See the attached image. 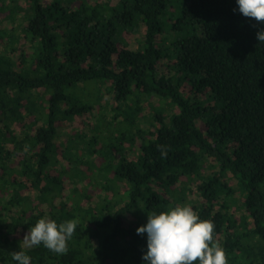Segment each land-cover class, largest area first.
I'll return each mask as SVG.
<instances>
[{"label": "trees", "instance_id": "obj_1", "mask_svg": "<svg viewBox=\"0 0 264 264\" xmlns=\"http://www.w3.org/2000/svg\"><path fill=\"white\" fill-rule=\"evenodd\" d=\"M27 1L25 8L0 4V12H9L4 20L22 11L20 29L30 44L29 53L12 47L21 51L17 60L0 53V264H17L12 252L44 216L79 224L64 254L43 245L24 249L31 264H147V233L137 229L148 213L191 203L197 181L204 202L192 207L214 221L228 264H264V43L256 38L264 23L244 17L237 0H176L174 12L172 0H120L115 7L97 0ZM167 15L179 34L173 50L163 49ZM141 25L144 37L130 49L124 33ZM162 59L173 75L159 72ZM184 83L192 96L182 91ZM90 85L95 93L84 96ZM102 85L117 103L115 115L98 120L82 150L68 141L61 154L68 164H59L62 124L96 116ZM151 98L178 110H155L154 130L141 119L142 103ZM96 154L100 166L84 160ZM85 163L87 173L107 182L109 199L92 200L74 181L67 191L64 177L85 179ZM207 165L214 170L206 172ZM229 174L244 198L240 222L231 212L236 189L225 181ZM127 213L135 217L131 227Z\"/></svg>", "mask_w": 264, "mask_h": 264}, {"label": "clouds", "instance_id": "obj_2", "mask_svg": "<svg viewBox=\"0 0 264 264\" xmlns=\"http://www.w3.org/2000/svg\"><path fill=\"white\" fill-rule=\"evenodd\" d=\"M239 12L258 23H264V0H237ZM256 38L264 43V29L257 31ZM162 156L167 146H159ZM79 219L63 223L44 216L20 242V251L12 252L17 264H31V257L24 249L43 245L56 254L68 251V242L75 234ZM215 224L211 219H201L189 204L177 205L159 214L148 213L146 225L137 229L147 233V252L143 259L147 264H228L225 249L214 237Z\"/></svg>", "mask_w": 264, "mask_h": 264}, {"label": "rangeland", "instance_id": "obj_3", "mask_svg": "<svg viewBox=\"0 0 264 264\" xmlns=\"http://www.w3.org/2000/svg\"><path fill=\"white\" fill-rule=\"evenodd\" d=\"M88 1L92 3L96 0H88ZM97 1L107 2L109 3L110 6L115 7L119 3L120 0H97ZM175 1L176 0H172L171 4L169 5L170 12H174L177 9V5L174 4ZM10 2L22 8H25L26 6H28L27 0H10ZM0 4H1V0H0ZM21 12L15 15L14 21H11L9 19H6V20L3 19V17L9 13L8 11L5 10V11L0 12V31H1L0 32V53L7 54L14 60H17L19 53H21V51L14 53L12 50V47L17 48L18 50H23V52L24 51L27 53L30 52V44H28L27 41L23 40L22 32L20 29L22 25L21 23L23 22V15ZM162 20H163V27H164V36L169 38V40L165 44L167 47L163 49L170 48L171 50H173L174 47H170V46L171 44H173V42L176 40L179 34L174 32L173 27L171 25L170 17L168 15H167V19L163 17ZM144 34H145V28L141 25L140 28H137L136 31L134 32L132 31L125 32L124 39L126 40L128 47L130 49H137L144 37ZM162 37L163 36H160L158 38V42L162 40ZM157 66H158L159 72L161 73H164L170 76L174 74V71L170 67L167 59H162L158 63ZM87 88H88L87 92L85 91L86 94H84V96H86L87 93H90V92L92 94L95 93L94 85H90ZM182 91L187 96H192V91L187 83H184L182 85ZM102 92L104 94L103 96L104 99L102 100L100 107H98L96 111L94 112L96 116L88 115L85 118L76 117L74 121L72 122L68 121L62 124V128L60 129V135L56 140V144L58 146V158L60 162L59 164H62L65 166L68 164L67 158L62 157L63 155H61L65 147H67V145L69 146L68 141H71L72 146L77 145L78 149L80 148V150H82L83 147L86 146L84 141L87 140L88 138H91V136L95 134L97 124L99 123L98 120H104L106 122H109L111 118H113V116L115 115L114 107L117 105V103L113 101V95L107 93L105 86L102 88ZM135 103L136 102L133 100L131 103V106H134ZM142 107H143V110L141 114V119H142L143 127L150 129V130L155 129V127L151 128V124L153 122L152 116L155 114V110L160 109L162 110V112H164V114H167V115L171 114V112L172 113L178 112L177 108L174 109L170 107L169 101H166V100L163 101L158 98H151L148 101L143 102ZM30 121L31 120H29V122ZM199 123H200L199 125L202 128V130H204L205 129L204 124L202 122H199ZM105 126H108V125L104 124L103 129ZM15 130L17 133L20 132L19 128H15ZM109 134H110L109 131H103V136H109ZM136 151L137 150H135L134 152ZM132 156H133L132 152H129L128 157L131 158ZM84 160L86 162L90 160L91 163H94L95 165H98V166H100L103 163V159L98 154L91 156V157H86ZM88 167L89 165L86 163H85V166L83 165V170H86L85 172L86 177L83 180H81L78 177H74L71 180L64 177V180L66 182L67 191L69 192L73 190L74 188L73 181H74L76 182L74 184L77 185L82 192L86 190V192L92 196V200L99 201L101 197L102 198L107 197L109 199L111 196V192L108 191V189H106L104 186L106 185L105 183L107 182L104 180L103 177L99 175L95 177L93 173H90V172L87 173ZM211 170H214V169L209 168V166L207 165L206 172L211 171ZM51 174L57 175L58 171L52 170ZM225 181L232 188L236 189L233 195V197L236 199V205L234 204L232 205L231 212L233 213L235 218L238 220V222H240L242 215L247 214L244 210V207L242 206V203L244 202L243 194L239 190H237L238 189L237 181L231 174H229L225 178ZM197 183L199 182L198 181L194 182V184L191 185L190 187L191 192L188 194V200L189 202H191L188 204L191 206L195 201L204 202L203 199H199L197 197V194L195 192V185ZM180 186L181 185H178L177 188H179ZM85 203L89 204V201H85ZM134 222H135V217L132 214L127 213L124 215V223L126 226L131 227L134 225Z\"/></svg>", "mask_w": 264, "mask_h": 264}]
</instances>
